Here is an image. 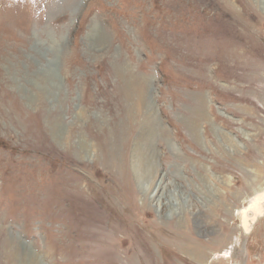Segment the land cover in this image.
<instances>
[{"label": "rangeland", "instance_id": "1", "mask_svg": "<svg viewBox=\"0 0 264 264\" xmlns=\"http://www.w3.org/2000/svg\"><path fill=\"white\" fill-rule=\"evenodd\" d=\"M258 194L264 0H0V264H264Z\"/></svg>", "mask_w": 264, "mask_h": 264}, {"label": "bare ground", "instance_id": "2", "mask_svg": "<svg viewBox=\"0 0 264 264\" xmlns=\"http://www.w3.org/2000/svg\"><path fill=\"white\" fill-rule=\"evenodd\" d=\"M51 75L53 74L51 73ZM263 199H264L263 196H261V194H258L254 198L251 199L250 204L248 206L240 210V213L242 214L243 226L245 229L248 230L250 226H252L251 225L252 221H254L255 218H257L258 215L261 212H263L262 211Z\"/></svg>", "mask_w": 264, "mask_h": 264}]
</instances>
